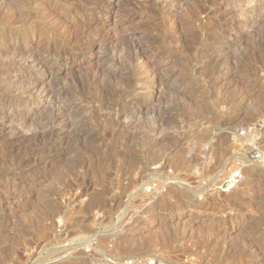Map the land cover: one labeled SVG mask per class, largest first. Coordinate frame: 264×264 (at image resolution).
Masks as SVG:
<instances>
[{
  "label": "rangeland",
  "instance_id": "374dc122",
  "mask_svg": "<svg viewBox=\"0 0 264 264\" xmlns=\"http://www.w3.org/2000/svg\"><path fill=\"white\" fill-rule=\"evenodd\" d=\"M101 1L0 0V108L18 112L7 125L33 137L78 107L64 133H45L55 166L31 156L32 142L6 158L0 140V264H264V168L248 155L264 150V0H178L168 18L131 0L134 27L119 23L129 0ZM76 35L85 43L52 54L40 76L10 65ZM157 71L170 80L141 94ZM48 72L41 102H14L16 86L32 76L38 90Z\"/></svg>",
  "mask_w": 264,
  "mask_h": 264
},
{
  "label": "bare ground",
  "instance_id": "6f19581e",
  "mask_svg": "<svg viewBox=\"0 0 264 264\" xmlns=\"http://www.w3.org/2000/svg\"><path fill=\"white\" fill-rule=\"evenodd\" d=\"M127 1V0H126ZM133 1V0H132ZM178 0H153L151 3H150V8L151 9H154L155 11H160L161 14L165 15L166 18L170 17L171 15L168 14L169 10L170 9H173V6L174 4L177 2ZM188 1V0H187ZM222 1H225V0H215L214 1V6L215 4H218V3H221ZM239 1V0H238ZM255 1V0H254ZM98 2H101V4L103 3L101 0H98ZM125 2V1H124ZM131 0H129V2L127 3H124L123 4V8H124V13L125 15H123L120 19V24H124L126 23L129 19H128V14H131L129 13L130 11L133 12V9L134 7L132 8L133 5H131ZM246 3L248 4H252L253 0H246L245 1ZM106 3V2H105ZM105 3H103V6L105 5ZM133 3V2H132ZM179 3V2H178ZM228 3V2H227ZM254 3V2H253ZM85 4V3H84ZM108 4V3H107ZM134 4V3H133ZM212 4V1L210 3V6L213 7V4ZM127 5L129 6V8H127ZM136 6V5H135ZM219 6V5H217ZM216 6V7H217ZM253 6V4H252ZM122 10V9H121ZM135 10V9H134ZM152 11V10H151ZM136 12V11H135ZM128 13V14H127ZM164 18V17H163ZM264 21V20H263ZM64 22V21H63ZM91 23V22H90ZM90 23H86V27H87V30L88 28L90 27ZM129 24H132V26L134 25V22L133 21H128ZM257 23V22H256ZM103 25V24H102ZM255 25V24H254ZM92 27V26H91ZM134 27V26H133ZM131 28V27H130ZM90 29V28H89ZM86 30V32H87ZM139 30V29H138ZM99 31V30H97ZM89 32V31H88ZM87 32V33H88ZM91 32V31H90ZM92 33V32H91ZM82 34V33H80ZM84 34V33H83ZM89 34V33H88ZM78 35V34H77ZM76 35V38L75 40L72 42V45H70L71 47H69L68 49L67 48H64V49H59V50H56L54 46H47V47H43L41 51H36V52H25L22 53V54H17L15 53L12 58V60H10V65L14 66V67H22V68H32L34 71H35V74L40 76L42 75L45 71H47L45 69V63L47 61V58H49L52 54H57V58L58 57H63L65 56V54L69 51H75L77 47H80L83 43H85V40L86 38L82 39V35L81 36H77ZM87 34L85 33V36ZM73 36V35H72ZM135 37V36H134ZM150 39V38H149ZM150 42V41H149ZM15 48V47H14ZM79 49V48H77ZM14 50V49H13ZM137 51L136 53L138 54L140 51H142V48L136 50ZM136 54V55H137ZM214 56V55H213ZM220 56V55H219ZM218 56V58H219ZM212 60V59H211ZM210 60V61H211ZM57 61V60H56ZM215 62L218 63V59H215L214 60ZM104 62V61H103ZM226 62V61H225ZM220 63V62H219ZM222 63V62H221ZM224 63V62H223ZM227 63V62H226ZM225 64V63H224ZM142 66V67H141ZM141 74L142 76L144 77V79H148L147 77H149V72L146 70V66L143 64L141 65ZM50 69V68H49ZM52 71V70H51ZM106 71V70H105ZM53 73L52 72H48L47 74L44 75V83L42 84L41 88L40 89H36V85H37V81H35L33 79L32 76H29L27 78V82L25 85H18L16 86L15 89H17V95H16V98L14 100V102H19V103H23V106L24 107H31L34 102H41L42 101V97L46 96L47 94H50L51 89L53 88V85L54 83L56 82V78L53 77ZM151 76V75H150ZM168 76V75H167ZM172 78V77H171ZM170 79L169 78H165L162 74H160L158 71L157 72H153L152 73V76L151 78H149V81L148 83L146 82V84L143 87V91L141 92V94H143L146 90L148 89H156L158 88L159 86L163 85L162 83H164L165 81H169ZM145 82V81H144ZM147 92V91H146ZM16 93V92H15ZM158 93V92H157ZM52 94V93H51ZM11 96V95H10ZM141 96V95H140ZM57 98V97H56ZM137 101V100H136ZM139 101V100H138ZM8 102V101H7ZM12 102V101H11ZM13 103V102H12ZM70 105V104H69ZM73 105V104H72ZM144 105V103H142V101L140 100L139 103H138V107H137V111L138 109L140 110L142 108V106ZM75 106V105H74ZM74 106H68V107H65L63 109H61L58 113L55 114V117L52 119V121L47 124L46 126H43L42 128H39V130L37 132H34L35 135H32L33 137H30L29 135H24V132L22 131V126L20 123H16L15 125H7L9 123H12L13 121H15V117L18 115V112H14L13 110H9L7 109V107H1L0 108V120L2 121V123L0 124V140L2 142L1 144V147H2V151L6 152V158L7 157H11L14 159V157L16 156L15 152H14V149L13 146V143H19L20 146L22 145H25V144H29L32 142V144L34 145V148H32V151L29 152L31 154V156H36L38 154V152H41V155L42 154H46L44 158H42V160H40L41 162H43V166H45L46 168L47 167H51L55 164V162L58 161V159H56L57 157H52V155L55 153L52 154L53 152V147L52 145L48 144V142H46V138L47 140L49 139L48 137L45 136V133H49L50 136L54 133H64L65 132V125L68 124L67 123V117H70L72 115L75 114L76 111H78V107H74ZM77 106V105H76ZM77 108V110H76ZM76 119V118H75ZM69 120V119H68ZM77 123V122H76ZM71 125V123H70ZM69 125V126H70ZM67 126V125H66ZM75 128V127H74ZM46 129V130H44ZM57 136V135H56ZM75 136V135H74ZM78 136V135H77ZM59 137V136H58ZM76 137V136H75ZM61 138V137H60ZM77 139L79 138L76 137ZM83 139V138H82ZM63 139H60V142L59 143V147L61 149H63V142H61ZM76 140V139H75ZM57 141V140H56ZM55 141V145L57 144L58 145V142ZM78 141V140H77ZM53 144H54V141H52ZM72 142V141H71ZM73 143V142H72ZM67 145V144H66ZM80 146V145H79ZM0 147V148H1ZM58 147V146H57ZM55 147V148H57ZM54 148V151H56ZM64 152V151H63ZM2 153V152H1ZM49 153V154H48ZM59 153V152H57ZM167 153V152H166ZM4 153H2L3 155ZM29 154V155H30ZM48 154V155H47ZM52 154V155H51ZM61 154V152H60ZM63 155V154H62ZM172 155V154H171ZM174 155V154H173ZM28 156V155H27ZM40 156V155H38ZM37 156V157H38ZM44 156V155H42ZM33 157V159H34ZM173 157V156H172ZM242 157V156H241ZM11 158L9 159L10 160V163H8L9 165L12 163L11 162ZM55 158V159H54ZM21 159H24V158H21ZM245 159V158H244ZM156 160V159H155ZM8 161V159H7ZM13 161V160H12ZM60 161V160H59ZM157 161V160H156ZM155 161V162H156ZM14 162V161H13ZM34 162V161H33ZM32 162V163H33ZM153 162V161H152ZM24 163L25 162H17L16 163V166L17 167L16 169H21L24 167ZM150 163V162H149ZM153 164V163H152ZM155 164V163H154ZM9 165L5 168L4 171V174L8 171H10V167H12V165L14 166L15 164H11L10 167ZM27 165V164H25ZM29 165V164H28ZM27 165V166H28ZM151 165V164H150ZM55 166V165H54ZM143 167V166H142ZM145 168V167H143ZM262 168V167H261ZM141 170V169H140ZM2 171V172H3ZM43 172V171H42ZM141 172V171H140ZM173 184V183H172ZM139 188V187H138ZM124 191V190H123ZM140 193V191H139ZM138 193V194H139ZM144 193V192H143ZM137 195V194H136ZM144 196V195H143ZM145 198V197H144ZM110 204V203H109ZM108 205V204H107ZM88 209V208H87ZM103 210V209H101ZM110 210V209H109ZM99 211V209H98ZM88 212V210H87ZM92 212V211H91ZM100 212V211H99ZM98 212V213H99ZM109 213V212H108ZM85 215V214H84ZM121 216V215H120ZM121 218V217H120ZM105 219V218H104ZM124 219V218H123ZM100 220V219H99ZM119 220V218H118ZM99 222V221H98ZM123 223V222H121ZM120 224V223H119ZM121 225V224H120ZM125 226V225H124ZM162 226H166V225H162ZM162 230H165V228H163ZM64 233V232H63ZM111 233V232H110ZM250 233V232H249ZM115 233H112V234H109V236L107 238H112L114 239L115 238ZM244 234V235H243ZM248 231H243L242 232V240L241 242H243V245L248 242V239L246 237H248ZM252 237V235H251ZM105 238V237H104ZM44 242L42 243V248L46 247L45 245V240H43ZM251 243V242H249ZM248 243V244H249ZM73 244V243H72ZM71 244V245H72ZM69 246V245H68ZM74 246V245H73ZM79 247V246H78ZM81 247V246H80ZM72 248V247H71ZM76 248V247H75ZM82 249V248H81ZM86 249V248H85ZM75 250V249H74ZM245 250H251V252H258L259 251V246L257 244H249L245 247ZM73 250L70 249V247L68 248H63V249H60V250H57V251H53V252H48L46 255V257L43 258V260L45 261V259L47 260H55L59 257H56V258H53L55 254H59L60 256V259L61 257L63 256H67V255H70L72 253ZM76 251V250H75ZM80 251V249H79ZM83 251V249H82ZM114 251V250H113ZM74 252V251H73ZM77 252V251H76ZM87 252V251H86ZM109 252V251H108ZM54 254V255H53ZM61 254V255H60ZM63 254V255H62ZM76 254V253H75ZM78 254V253H77ZM79 257H81L80 255H78ZM77 256V257H78ZM74 260V263L72 264H81L83 263V259L79 258ZM39 259V258H38ZM41 262H43L42 260H40V262L38 264H41ZM49 262V261H48ZM35 263V264H37ZM131 264V263H130Z\"/></svg>",
  "mask_w": 264,
  "mask_h": 264
},
{
  "label": "built area",
  "instance_id": "2783aa9c",
  "mask_svg": "<svg viewBox=\"0 0 264 264\" xmlns=\"http://www.w3.org/2000/svg\"><path fill=\"white\" fill-rule=\"evenodd\" d=\"M238 135L240 137L245 136V131H239ZM249 158L258 167H263L264 168V150L261 149V147L257 145H252L250 152H249ZM234 181L240 182L243 180V175L241 172H237L236 175L233 178ZM145 264H157L156 261L153 260H147Z\"/></svg>",
  "mask_w": 264,
  "mask_h": 264
}]
</instances>
